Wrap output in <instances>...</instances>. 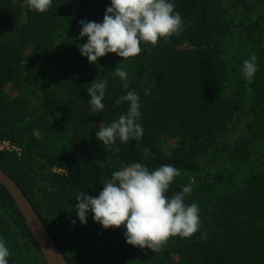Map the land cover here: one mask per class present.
Masks as SVG:
<instances>
[{
    "label": "trees",
    "instance_id": "16d2710c",
    "mask_svg": "<svg viewBox=\"0 0 264 264\" xmlns=\"http://www.w3.org/2000/svg\"><path fill=\"white\" fill-rule=\"evenodd\" d=\"M254 1L264 3L237 0L228 17L225 0H169L182 31L142 42L127 60L108 53L89 63L79 22L102 23L111 0H52L44 13L27 0H0V141L12 146L0 149V167L70 264H264V5L252 14ZM229 36L236 41L226 55ZM252 55L249 83L242 68ZM116 68L128 73V89ZM95 79L107 80L97 113L87 92ZM128 91L139 96L143 136L104 146L96 133L127 112L128 102L116 100ZM136 162L180 172L169 198L191 186L185 203L198 205L200 226L190 238L172 237L155 252L129 245L124 225L105 229L92 212L81 224L77 191L98 197L113 171ZM21 238L38 249L0 183L8 264H35Z\"/></svg>",
    "mask_w": 264,
    "mask_h": 264
},
{
    "label": "clouds",
    "instance_id": "9594fccd",
    "mask_svg": "<svg viewBox=\"0 0 264 264\" xmlns=\"http://www.w3.org/2000/svg\"><path fill=\"white\" fill-rule=\"evenodd\" d=\"M28 6L40 13L46 12L52 0H27ZM174 4L169 0H111L106 8L103 22L81 20L80 38L87 37V43L79 45L81 54L89 63L108 53H115L123 60L138 56L141 43L155 46L161 38H168L183 30L179 13H174ZM257 71V57L252 55L243 64L242 73L252 81ZM125 89L128 73L120 68L114 71ZM87 92L91 99L89 105L94 113L105 107L107 80L95 79ZM147 94V90H146ZM128 102L127 112L120 115L110 125L102 122L96 139L104 146L121 143L130 139L140 140L143 128L138 122L141 116L139 96L135 91L116 100L117 105ZM116 151H119L117 148ZM145 154L149 149H144ZM180 175L171 165H163L154 171L139 162L128 166L121 165L120 170L111 173V180L105 182L98 197L77 191L75 211L81 224L87 223V213L92 212L93 219L105 229L126 227L125 237L129 245L159 251L167 241L179 236L190 238L200 226L199 208L196 203H185V194L191 192V186L169 198L165 195L170 184ZM75 224V221H71ZM9 249L0 240V264H8Z\"/></svg>",
    "mask_w": 264,
    "mask_h": 264
},
{
    "label": "water",
    "instance_id": "95a60500",
    "mask_svg": "<svg viewBox=\"0 0 264 264\" xmlns=\"http://www.w3.org/2000/svg\"><path fill=\"white\" fill-rule=\"evenodd\" d=\"M0 183L14 200L46 264H70L21 187L0 167Z\"/></svg>",
    "mask_w": 264,
    "mask_h": 264
},
{
    "label": "rangeland",
    "instance_id": "374dc122",
    "mask_svg": "<svg viewBox=\"0 0 264 264\" xmlns=\"http://www.w3.org/2000/svg\"><path fill=\"white\" fill-rule=\"evenodd\" d=\"M237 0H225V5H226V14L228 17H234V10H235V2ZM252 3V9H251V13L255 14L256 11L260 8V6L264 5V3L260 2V1H254L251 2ZM262 40H261V45H264V27L262 30ZM235 36H229L226 40L225 46H224V51L226 53V55H229L230 53L233 52L234 47H235ZM183 46H188L187 44H183ZM4 145V144H2ZM20 243L22 248L24 249V251L26 252V254L29 256L30 259L33 260V262L35 264H43L42 262V258L41 255L39 253V250L30 242H28L25 239H20Z\"/></svg>",
    "mask_w": 264,
    "mask_h": 264
},
{
    "label": "built area",
    "instance_id": "2783aa9c",
    "mask_svg": "<svg viewBox=\"0 0 264 264\" xmlns=\"http://www.w3.org/2000/svg\"><path fill=\"white\" fill-rule=\"evenodd\" d=\"M2 144H4V145H2ZM4 147L10 149L12 146L6 141H0V149H2Z\"/></svg>",
    "mask_w": 264,
    "mask_h": 264
}]
</instances>
